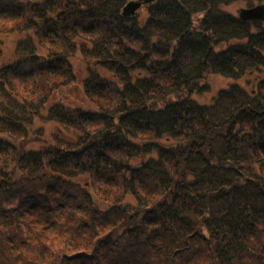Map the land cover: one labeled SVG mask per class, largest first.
Listing matches in <instances>:
<instances>
[{"label":"trees","instance_id":"1","mask_svg":"<svg viewBox=\"0 0 264 264\" xmlns=\"http://www.w3.org/2000/svg\"><path fill=\"white\" fill-rule=\"evenodd\" d=\"M127 1L0 0V264H264V22Z\"/></svg>","mask_w":264,"mask_h":264},{"label":"rangeland","instance_id":"2","mask_svg":"<svg viewBox=\"0 0 264 264\" xmlns=\"http://www.w3.org/2000/svg\"><path fill=\"white\" fill-rule=\"evenodd\" d=\"M263 2V1H262ZM259 2H256L255 0H233L230 1L226 4L220 5L219 8H221L222 10L237 16L238 15V11L240 8L242 7H249L252 6L254 4H257ZM15 39L16 37L12 36L10 37V39H7L5 42V46H6V55L12 57V51L14 50V43H15ZM254 77V76H253ZM252 80V76L249 77V81ZM239 83H242L243 85H245L247 88L250 87V82H247L246 79L244 80L243 78H240ZM230 82H232L231 79H227L221 76H212L211 77V88L210 90H208L207 92L203 93V94H193V98L195 100H197L198 102H209L210 98L212 97V95H214L216 93V91L222 87H226ZM37 124H39L37 122ZM57 129L56 126L54 125V123L51 124H47L46 125V130L47 132H51V130H55ZM34 147H37V143L33 144ZM192 264H197V263H192ZM244 264H251V262H247ZM252 264H255L252 262Z\"/></svg>","mask_w":264,"mask_h":264},{"label":"water","instance_id":"3","mask_svg":"<svg viewBox=\"0 0 264 264\" xmlns=\"http://www.w3.org/2000/svg\"><path fill=\"white\" fill-rule=\"evenodd\" d=\"M150 0H130L122 7V14L131 15L134 14L137 9L141 7L143 3ZM238 17L244 21L258 20L264 22V3H258L251 7H242L238 11Z\"/></svg>","mask_w":264,"mask_h":264}]
</instances>
